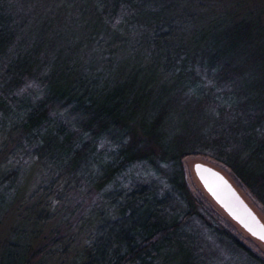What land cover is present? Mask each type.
<instances>
[{
	"label": "trees",
	"instance_id": "16d2710c",
	"mask_svg": "<svg viewBox=\"0 0 264 264\" xmlns=\"http://www.w3.org/2000/svg\"><path fill=\"white\" fill-rule=\"evenodd\" d=\"M221 1L0 0V116L23 109L14 131L57 179L35 223L76 185L97 192L71 264H222L190 225L202 216L188 156L227 168L264 207V9L207 22ZM26 243L9 264H29Z\"/></svg>",
	"mask_w": 264,
	"mask_h": 264
},
{
	"label": "rangeland",
	"instance_id": "374dc122",
	"mask_svg": "<svg viewBox=\"0 0 264 264\" xmlns=\"http://www.w3.org/2000/svg\"><path fill=\"white\" fill-rule=\"evenodd\" d=\"M260 6L263 10L264 0ZM257 7L256 0H223L208 11L206 21H211L212 24L216 22L228 24L231 17H235L236 14L244 17L247 14L246 10L254 8L251 17H256ZM262 20L264 22V16ZM15 110H11L5 117L0 116V264L11 263L20 246L27 245L28 240L30 241L28 250L31 254L29 264H71L74 255L86 245V239L91 235L89 234L91 227L85 224L82 227L79 222L82 216L89 218L91 210L97 209L99 204L97 192L87 188L84 183L78 187L76 185L61 195L58 202L51 203L50 211L45 210L42 214L44 217L39 218L40 223H35V213L45 206L43 202L39 204L37 202L44 189L48 187V193L57 179L48 178L46 168L31 156L32 149L21 140L18 133H15L14 127L18 126L23 118V109L16 113L13 112ZM195 163L209 165L221 172L264 224V207L252 198L247 189L237 186L227 168L208 157L188 156L182 161L184 180L189 194L198 206L199 218L202 216V223L195 217L190 221V225L205 228L204 239L212 245L220 263L251 264L244 255L226 246L225 238L222 242L215 238L211 227L217 229V232L222 231L228 240L236 239L264 263V242L249 236L219 207L197 179L193 170ZM142 176L144 175L140 169L133 173L136 180ZM126 180L124 184L128 185L130 180ZM92 223L96 222L91 221L89 224ZM232 225L236 228L233 229ZM239 232L244 233V237L239 235Z\"/></svg>",
	"mask_w": 264,
	"mask_h": 264
},
{
	"label": "water",
	"instance_id": "95a60500",
	"mask_svg": "<svg viewBox=\"0 0 264 264\" xmlns=\"http://www.w3.org/2000/svg\"><path fill=\"white\" fill-rule=\"evenodd\" d=\"M193 170L203 188L227 216L249 236L264 242V224L234 185L221 172L209 165L195 163Z\"/></svg>",
	"mask_w": 264,
	"mask_h": 264
}]
</instances>
